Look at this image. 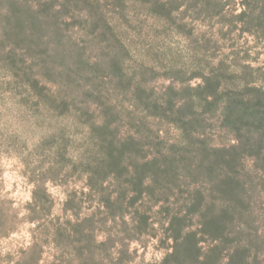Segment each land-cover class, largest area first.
<instances>
[{"label": "rangeland", "instance_id": "374dc122", "mask_svg": "<svg viewBox=\"0 0 264 264\" xmlns=\"http://www.w3.org/2000/svg\"><path fill=\"white\" fill-rule=\"evenodd\" d=\"M242 1L0 0V264H264Z\"/></svg>", "mask_w": 264, "mask_h": 264}, {"label": "trees", "instance_id": "16d2710c", "mask_svg": "<svg viewBox=\"0 0 264 264\" xmlns=\"http://www.w3.org/2000/svg\"><path fill=\"white\" fill-rule=\"evenodd\" d=\"M243 2V5H244V7H247V9L249 8V5H250V2H251V0H243L242 1ZM246 12V11H245ZM246 14V13H245Z\"/></svg>", "mask_w": 264, "mask_h": 264}]
</instances>
